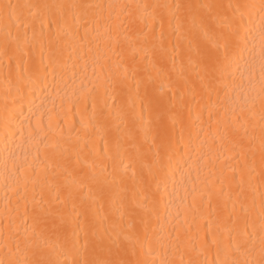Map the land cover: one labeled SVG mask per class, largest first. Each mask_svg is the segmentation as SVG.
Listing matches in <instances>:
<instances>
[{
  "label": "bare ground",
  "instance_id": "1",
  "mask_svg": "<svg viewBox=\"0 0 264 264\" xmlns=\"http://www.w3.org/2000/svg\"><path fill=\"white\" fill-rule=\"evenodd\" d=\"M208 2L257 5L249 26L252 38L244 53L254 66V79L243 61L224 79L207 59L193 54L194 62L189 65L187 40L177 47L172 35L175 22L169 27V17L176 13L175 5ZM0 3L101 6L86 13L72 10L74 19L67 23V8L63 17L57 9L47 18L43 14L32 17L28 9H23L18 18L0 20V260L7 264L11 258L9 247L14 252L19 242L23 249L26 237L44 232L51 245L49 258L72 264L77 258L72 250L77 239L72 235V227L57 231L54 228L60 223L57 217L40 213L37 219L36 201H41L44 209L59 207L66 215L74 216L72 201L56 204L57 186L63 197L67 194L66 184L94 170L98 183L111 184L116 202L112 204L105 198L101 209L98 201L94 208L88 209V217L95 216L96 226L102 224L113 238L127 230L129 217L126 213L121 216L120 197L127 188V202L131 206L132 168L125 170V165L135 155L136 146L143 153L151 147L147 163L154 161L157 152L161 159L153 168L154 177H149L147 168L143 170L144 178L151 180L150 191L155 198L154 205L145 201L146 208L152 210L148 217V230L153 235L152 253L140 256L137 249L133 258L154 260L155 264L161 260L174 264L181 259L185 264L197 258L223 260L229 244L245 245L240 256L245 258L247 246L254 243L255 251L248 258L260 259L264 185L260 177L258 100L252 121L256 127L249 129L256 137L255 153H249L247 158L236 156L223 139L232 108L239 111L264 86L260 72L259 0H0ZM50 19L56 23L49 27ZM52 39L56 40L55 65L49 60ZM145 54L157 65L164 64L163 77L156 79L155 70L142 59ZM210 54L214 55L215 50L210 49ZM134 66L139 71L133 72ZM37 67L51 71L47 74L41 71L39 83L35 84L32 73ZM146 67L148 72L144 71ZM125 69H129L128 76L121 82ZM148 75L154 78L148 89L150 95L159 98L161 84L166 92L163 107L154 106L151 111L144 108ZM169 77L178 84L175 99L173 91L167 88ZM146 121H152V131L145 137ZM158 132L165 133L164 146L159 135L153 142V135ZM46 136L48 143L53 137L59 141L52 160L59 165L56 175L52 171L46 177L43 171L39 176L35 172L29 174V164L34 169L42 168L47 163L45 158L53 153L52 148L41 142ZM245 159L252 176H245L241 188L239 172ZM141 163L135 161L137 180ZM42 179L51 181L52 188L42 192ZM96 186L91 185L93 189ZM80 195L87 198L88 188ZM87 203L90 205L91 201ZM76 204L83 212L79 199ZM137 211L136 228L142 230L140 217L145 209ZM76 230L79 231L78 225ZM206 234L209 245L197 257L190 249L193 246L199 249ZM213 234L218 244L212 243ZM83 243L81 233L77 247L82 249ZM17 258H23V252Z\"/></svg>",
  "mask_w": 264,
  "mask_h": 264
},
{
  "label": "snow or ice",
  "instance_id": "2",
  "mask_svg": "<svg viewBox=\"0 0 264 264\" xmlns=\"http://www.w3.org/2000/svg\"><path fill=\"white\" fill-rule=\"evenodd\" d=\"M100 5H91L87 3L83 4H12V3H0V20L11 21L14 17L18 18L20 10L28 9L32 17H37L43 14L46 18L49 16L53 9L60 11L61 17H63L64 9L69 10L67 16V22L73 21L72 10L81 9L85 13L92 8H99ZM145 7H148L147 5ZM164 7V6H160ZM176 13L169 17V27L172 28L173 21L175 27L172 28V35L177 40V47L184 40L188 41L189 57L188 63L191 65L193 61V54L195 57L201 60L207 59L209 63L214 67L216 73H218L224 79L228 75L232 74L234 69L244 62L250 69V76L254 79V66L245 58V50L247 49L249 40L252 38L249 26L253 23V10L257 9V5L252 3H228L227 5L218 3H187V4H176ZM258 11L260 15L259 23V42L261 49V81L264 82V0H259ZM78 19V17H75ZM55 20H48V26L50 27ZM27 27V24H25ZM161 27L163 25L161 24ZM44 24L41 25V34L43 33ZM247 33V35H246ZM11 35V34H9ZM163 35V34H162ZM75 37V34H73ZM15 37L14 39H18ZM35 38V33L33 34ZM27 43V37H25ZM7 40L5 42V48L7 49ZM56 43L55 39L49 41L50 63L56 64V52L53 50ZM171 45V41H169ZM210 49L215 50V54H210ZM251 51V49H248ZM147 61V64L155 70L156 79L163 77L166 73V68L163 63L157 65L153 62L152 58L145 54L142 58ZM44 70L41 67L35 68L32 73L34 77L33 83L38 84L40 80V73ZM133 72L139 71L138 67H133ZM148 72V68L144 69ZM129 69H125L121 82L128 76ZM46 78V75H45ZM154 83V78L151 75L147 76L145 83V104L144 108L151 111L153 107L162 108L165 102L166 92L165 86L160 85V97H154L149 94L148 89ZM167 88L173 91V99H175L176 90L178 84L171 80L169 77V84ZM247 99V97H246ZM257 100L260 104L259 120H260V136H259V151L261 157V184L264 185V86L261 87L257 97H253L247 100L245 105L239 108V111L235 107L232 108L231 119L226 121V128L224 131L223 139L226 140L234 150V155L244 156L247 158L249 153L254 154L256 146L254 141L255 135L250 132V127L254 130L256 125L252 123L255 119L256 113L254 111ZM142 118V117H141ZM159 118V113H157ZM51 119V117H50ZM51 127V124H50ZM145 137L149 132L152 131V121H146L143 129ZM157 135L160 136L162 145L165 140V133L158 132L153 135V142H155ZM44 143L46 148H52L53 153L51 156L46 157L47 163L43 164V167L37 166L35 169L33 165L29 164L27 171L29 174L35 172L36 175H40L43 171L45 177L49 171H52L53 176L56 175V169L59 165L52 163L53 158L56 155V150L59 148V141L54 137L51 139V143H48L47 136L41 141ZM239 150L238 152L236 150ZM151 154V147L147 153L141 152L140 148L136 146V152L133 157L130 158V163L125 165V170L129 167L132 168V203L129 206L127 202V188L122 191L124 195L120 197V209L121 216L125 213L129 217V224L127 230L121 231L113 238L111 232L105 229L101 224L98 228L95 223V216L89 218L87 215L89 208H94L95 204L99 201L101 209L103 208V201L105 198H109L112 204H115V199L112 193V186L110 183L105 181L104 183H98L97 172L94 170L90 174L74 178L71 184H66L64 187L67 188V194L65 196L60 195V187L57 186L55 202L57 205H63L67 201H72V213L74 216L69 214L66 215L63 210L57 207L55 210L49 206L48 209H44L41 201L37 200L36 204L38 208L37 219L40 218L39 214L42 213L45 217L55 216L59 219V225H54L57 231L63 230L66 226H71L73 231L72 235L76 236L77 239L73 244V252L77 257L72 261V264H155V261H148L146 259H136L137 249H139V255H151L153 245V235L149 233V215L152 210L146 208L145 201H150L155 204L154 194H151V180L145 179L143 170L148 169L149 177H154L153 168L158 166L160 163V153L157 152L155 159L152 163H147L148 156ZM170 158V157H169ZM39 160V156H37ZM135 161H143L140 165V176L137 180V169ZM106 170V168L104 169ZM240 179L238 186L241 188L245 183V176L249 178L252 176V170L249 168L246 159L244 168L239 172ZM235 180V176H233ZM92 184H96L95 189L91 187ZM53 186L51 181L42 179L41 191L45 188L51 189ZM85 188L89 190V196L87 198L80 194ZM141 194L143 198L141 199ZM79 199L80 208L84 211H80L77 208L76 200ZM90 200L89 205L87 201ZM261 217H260V246H259V260H253L248 258L255 251L254 243L251 246H247L248 257L240 258L242 255L241 249L245 247L242 244L232 245L229 244L225 249V258L220 260L219 258L215 261H204L200 259H191L187 264H264V204L261 206ZM138 209H145L144 215L140 217V223L142 224V230L136 228V218L139 215ZM84 217L81 220V217ZM106 219V217H105ZM77 225L79 231L76 230ZM83 233L84 243L82 249L77 247L79 244V236ZM208 233H211V224H209ZM247 235V233H246ZM251 239V237H249ZM24 247L21 249V245L18 242L16 250L13 252L9 247L11 258L7 261V264H66V261L59 258H49V244L45 233L33 232L25 238ZM213 244H218V240L213 234ZM246 243V242H245ZM209 245L207 234L201 241L199 249L194 246L190 249L197 253V257L206 251ZM145 246H147V253L145 252ZM23 252V258H17V254ZM219 256V248H218ZM0 264H6L4 260H0ZM160 264H174L170 260H161ZM179 264H185L184 260L181 259Z\"/></svg>",
  "mask_w": 264,
  "mask_h": 264
}]
</instances>
